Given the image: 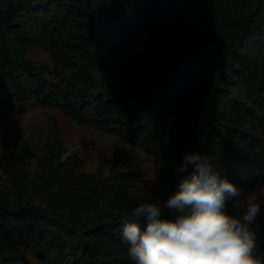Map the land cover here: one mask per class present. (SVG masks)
Masks as SVG:
<instances>
[{
  "label": "trees",
  "instance_id": "1",
  "mask_svg": "<svg viewBox=\"0 0 264 264\" xmlns=\"http://www.w3.org/2000/svg\"><path fill=\"white\" fill-rule=\"evenodd\" d=\"M187 4L183 36L137 43ZM29 103L139 148L159 186L88 174L60 143L34 154L4 141L0 264H133L122 216L155 201L169 217L193 170L179 171L185 153L206 154L244 196L264 187V0H0V110ZM241 202L227 210L242 216ZM252 230L264 256V208Z\"/></svg>",
  "mask_w": 264,
  "mask_h": 264
},
{
  "label": "clouds",
  "instance_id": "2",
  "mask_svg": "<svg viewBox=\"0 0 264 264\" xmlns=\"http://www.w3.org/2000/svg\"><path fill=\"white\" fill-rule=\"evenodd\" d=\"M178 189L163 204L141 201L122 216L121 237L133 264H264L257 255V236L252 230L261 213L255 194L222 176L210 157L199 152L184 154ZM243 197L242 216L227 210Z\"/></svg>",
  "mask_w": 264,
  "mask_h": 264
},
{
  "label": "rangeland",
  "instance_id": "3",
  "mask_svg": "<svg viewBox=\"0 0 264 264\" xmlns=\"http://www.w3.org/2000/svg\"><path fill=\"white\" fill-rule=\"evenodd\" d=\"M193 22L194 15L187 4L177 14L161 20L154 32H141L137 43H168L172 38L183 36ZM29 57L37 62L49 61L42 50L31 52ZM4 141L29 144L34 154L44 151L46 144L60 143L63 157L76 154L88 174L136 171L149 186H159L151 158L139 148L111 134L80 126L60 112L34 103L0 110V145ZM3 180L0 170V181ZM249 194L257 195L264 208V187ZM241 204L244 210L243 199Z\"/></svg>",
  "mask_w": 264,
  "mask_h": 264
}]
</instances>
